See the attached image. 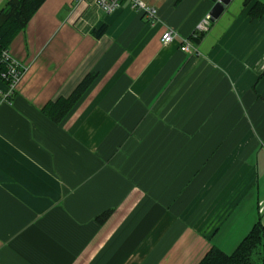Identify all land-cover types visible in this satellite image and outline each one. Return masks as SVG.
Masks as SVG:
<instances>
[{
    "label": "crops",
    "instance_id": "obj_1",
    "mask_svg": "<svg viewBox=\"0 0 264 264\" xmlns=\"http://www.w3.org/2000/svg\"><path fill=\"white\" fill-rule=\"evenodd\" d=\"M145 1L154 22L46 0L11 43L27 70L10 100L0 78V264H198L264 223V0H232L189 51L216 2ZM89 74L65 119L45 113ZM197 202H239L210 243Z\"/></svg>",
    "mask_w": 264,
    "mask_h": 264
},
{
    "label": "trees",
    "instance_id": "obj_2",
    "mask_svg": "<svg viewBox=\"0 0 264 264\" xmlns=\"http://www.w3.org/2000/svg\"><path fill=\"white\" fill-rule=\"evenodd\" d=\"M46 0H9L5 8L0 12V78L6 73L9 61L4 54L10 51V45L15 37L24 30L34 14L40 9ZM217 2L218 0H213ZM253 17L259 19L264 15L262 5L257 3L251 10ZM107 29L104 25L96 31L101 37ZM206 32L197 29L188 39L197 44L201 43ZM97 78L96 74H89L76 88L71 96L59 98L45 107V113L56 122H61L75 108L79 100L91 87ZM112 210L105 211L97 220L103 224L111 216ZM198 264H264V223L259 220L251 231L245 236L238 247L231 253L214 246L202 258Z\"/></svg>",
    "mask_w": 264,
    "mask_h": 264
},
{
    "label": "built area",
    "instance_id": "obj_3",
    "mask_svg": "<svg viewBox=\"0 0 264 264\" xmlns=\"http://www.w3.org/2000/svg\"><path fill=\"white\" fill-rule=\"evenodd\" d=\"M83 2L86 0H77ZM94 3L107 14H112L118 9H120L123 3H128L134 9L143 13L144 16L151 22L156 21L159 18L158 8L151 4L147 3L145 0H94ZM211 16L208 15L206 19L199 25V30L206 32L212 25ZM177 33L170 29L164 32L162 35L161 41L164 45H167L175 40ZM193 47V44L190 40H185V43L182 45L183 51H189ZM4 57L9 61V67L6 73L3 74V79L8 85V90L5 94V99L10 100L16 93L17 86L21 81L27 66L21 65L13 56H11L10 51L4 54Z\"/></svg>",
    "mask_w": 264,
    "mask_h": 264
},
{
    "label": "rangeland",
    "instance_id": "obj_4",
    "mask_svg": "<svg viewBox=\"0 0 264 264\" xmlns=\"http://www.w3.org/2000/svg\"><path fill=\"white\" fill-rule=\"evenodd\" d=\"M210 28H211V26H210ZM210 28L208 29V30H206V33L210 30ZM229 193H230V191H229ZM246 193V191L244 190V194ZM230 197V196H229ZM208 202V201H207ZM239 206V202H236L235 204H232V205H230V206H228V210L225 212L224 210H222V213L221 214H218V215H216V212L218 211H216V209H217V207H219V206H216V207H213L212 206V215L210 216V213L209 214H207V210L209 209V208H211L207 203H198L197 202V204L195 205V209H196V211L193 213L194 214V216L191 218V220H190V223L191 224H194V222H195V225L196 226H198L199 225V222L201 221V220H203V217L204 216H206L207 218V220H205V221H208L207 223H209V228L207 229H205L202 233H200V235L202 236V237H204L205 239H207L208 241H209V243H210V241L212 240V238L214 237V234H216L217 232H218V228L222 225V219L223 218H225L227 215L229 216L230 214H231V212L235 209V208H237ZM216 211V212H215ZM210 217H212L211 218V220H208ZM206 223V222H205ZM211 224V225H210ZM190 226V225H189ZM212 226V227H211ZM213 228H215L216 230L215 231H213V230H210V229H213ZM214 232V233H213ZM212 237V238H211ZM207 241V242H208ZM212 247H214V246H212ZM211 247V248H212ZM210 250H208V252H209ZM207 254V253H206ZM205 254V255H206ZM204 255V256H205Z\"/></svg>",
    "mask_w": 264,
    "mask_h": 264
},
{
    "label": "water",
    "instance_id": "obj_5",
    "mask_svg": "<svg viewBox=\"0 0 264 264\" xmlns=\"http://www.w3.org/2000/svg\"><path fill=\"white\" fill-rule=\"evenodd\" d=\"M232 0H218L213 7L210 16L212 22L219 19V17L223 14V12L226 10L227 6L231 3Z\"/></svg>",
    "mask_w": 264,
    "mask_h": 264
}]
</instances>
